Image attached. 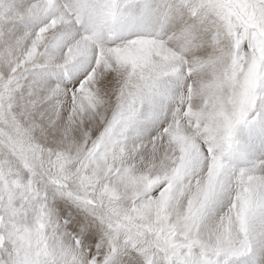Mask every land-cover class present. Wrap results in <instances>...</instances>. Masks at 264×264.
<instances>
[{"label":"snow or ice","instance_id":"1","mask_svg":"<svg viewBox=\"0 0 264 264\" xmlns=\"http://www.w3.org/2000/svg\"><path fill=\"white\" fill-rule=\"evenodd\" d=\"M0 264H264V0H0Z\"/></svg>","mask_w":264,"mask_h":264}]
</instances>
